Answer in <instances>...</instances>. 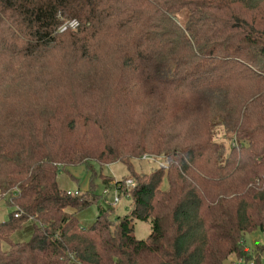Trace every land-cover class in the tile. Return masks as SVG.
Here are the masks:
<instances>
[{
  "label": "trees",
  "instance_id": "1",
  "mask_svg": "<svg viewBox=\"0 0 264 264\" xmlns=\"http://www.w3.org/2000/svg\"><path fill=\"white\" fill-rule=\"evenodd\" d=\"M262 9L264 0H0V195L12 207L0 221V264L247 259V234L264 232ZM71 19L78 24L60 30ZM57 55L69 69L109 59L121 71L110 91L136 116L103 148L109 159L57 141L60 113L47 99ZM2 105L27 111L7 116ZM144 151L168 163L119 187L130 211L112 217L114 205L100 203L83 223L95 192L62 188L60 166ZM137 219L150 222L146 237L135 234Z\"/></svg>",
  "mask_w": 264,
  "mask_h": 264
},
{
  "label": "rangeland",
  "instance_id": "2",
  "mask_svg": "<svg viewBox=\"0 0 264 264\" xmlns=\"http://www.w3.org/2000/svg\"><path fill=\"white\" fill-rule=\"evenodd\" d=\"M262 10L264 12V9ZM67 22L68 20L64 21V24ZM48 62L54 75L51 87L47 90V99L51 106L60 113L57 122L59 127L57 141L81 146L82 153H92L97 147L105 152L108 147L103 148L107 143H111V137L118 130L125 131L128 125L134 122L136 116H132V106L128 107L125 100L115 92L116 90L110 91L109 86L120 77L121 71L114 64V61L109 59L107 61L103 59L93 61L91 64L80 66L78 70L69 69L66 61L59 55L52 57ZM95 67V73L91 72L90 70ZM106 102L108 109L104 111ZM38 107H41V105L37 104ZM1 111L7 116H12L27 110L23 111L21 107H18L16 112L11 107L6 108L2 105ZM85 111L92 114L93 120L91 122L86 123ZM71 117H75L74 122L71 121ZM38 122H40L39 119ZM104 126L110 127L107 137H104L101 133ZM215 136L218 140H223L227 147H230L233 143V140L230 139L231 135L222 125L215 126ZM102 158L109 159L106 152L104 155L102 151ZM130 161H132V166H130ZM130 161L125 162L117 159L116 161L102 163L94 161L90 165L82 162L69 165L66 168L60 166L58 181L62 188L73 191L79 190L80 194H94L95 192L96 202L84 213H79L82 222L84 221L82 214L93 212L94 217L97 215L100 203L108 204L110 202L114 205L115 209L111 214L112 217H116V214L128 213L130 211V196L128 194L127 196H121L120 194V200L115 202V197L120 192L121 186L124 185L130 188L135 185L127 186L126 184L128 178H133L136 181L133 172H149L159 165H167L168 163L164 155H158L151 151H144L140 155L134 156ZM101 173L102 176H100ZM6 197L0 195V221L7 218L8 212L12 209L6 202ZM69 210L73 211V209ZM87 214L84 216H87ZM150 230L149 221L136 220L134 232L138 237H146ZM246 237L245 243L246 247L249 248V257L246 259L244 256L239 257L236 253H233L230 260L233 261V264H239V262L254 264L255 259L259 257L263 264L264 249H256L254 240L258 239L259 243H263L264 232L255 231L253 234H247Z\"/></svg>",
  "mask_w": 264,
  "mask_h": 264
},
{
  "label": "built area",
  "instance_id": "3",
  "mask_svg": "<svg viewBox=\"0 0 264 264\" xmlns=\"http://www.w3.org/2000/svg\"><path fill=\"white\" fill-rule=\"evenodd\" d=\"M77 24H78V20H77V19H71V20H68L67 23L63 24V25L60 27V30H64V29H66L67 26L75 27ZM126 184H127V186L134 185V184H135V181H134L133 178H128V179L126 180ZM119 187H120V186H119ZM68 192L71 193V192H73V190L68 189ZM74 192H75V193H78L79 190H74ZM119 200H120V195H119V193H118V194L116 195V197H115V202H118ZM15 214H17V213H15ZM239 264H243V263L239 262Z\"/></svg>",
  "mask_w": 264,
  "mask_h": 264
},
{
  "label": "crops",
  "instance_id": "4",
  "mask_svg": "<svg viewBox=\"0 0 264 264\" xmlns=\"http://www.w3.org/2000/svg\"><path fill=\"white\" fill-rule=\"evenodd\" d=\"M85 214H87V213H85ZM85 214H83L82 215V218H83V223L84 222H88L89 220H92L93 218H94V214H93V212H89L88 214H87V216H84Z\"/></svg>",
  "mask_w": 264,
  "mask_h": 264
}]
</instances>
